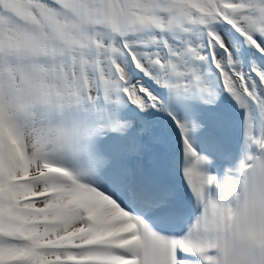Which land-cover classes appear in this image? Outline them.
<instances>
[{
  "label": "snow or ice",
  "instance_id": "6c2138e0",
  "mask_svg": "<svg viewBox=\"0 0 264 264\" xmlns=\"http://www.w3.org/2000/svg\"><path fill=\"white\" fill-rule=\"evenodd\" d=\"M0 264H264V0H0Z\"/></svg>",
  "mask_w": 264,
  "mask_h": 264
}]
</instances>
